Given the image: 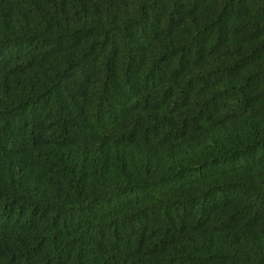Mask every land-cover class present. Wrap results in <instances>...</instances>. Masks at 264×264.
I'll return each instance as SVG.
<instances>
[{
	"label": "trees",
	"instance_id": "obj_1",
	"mask_svg": "<svg viewBox=\"0 0 264 264\" xmlns=\"http://www.w3.org/2000/svg\"><path fill=\"white\" fill-rule=\"evenodd\" d=\"M0 264H264V0H0Z\"/></svg>",
	"mask_w": 264,
	"mask_h": 264
}]
</instances>
